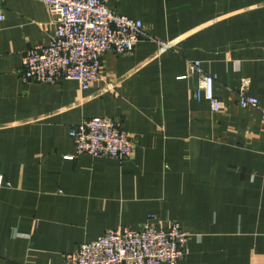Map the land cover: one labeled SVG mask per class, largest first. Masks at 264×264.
<instances>
[{
    "label": "crops",
    "instance_id": "obj_1",
    "mask_svg": "<svg viewBox=\"0 0 264 264\" xmlns=\"http://www.w3.org/2000/svg\"><path fill=\"white\" fill-rule=\"evenodd\" d=\"M156 40L108 51L89 89L27 80L28 49L56 29L45 3L6 0L0 22V264H64L119 227L178 221L179 264H264V0H108ZM216 75L221 109L194 97L189 62ZM110 116L133 156L76 155L70 130ZM167 264V263H162Z\"/></svg>",
    "mask_w": 264,
    "mask_h": 264
},
{
    "label": "built area",
    "instance_id": "obj_2",
    "mask_svg": "<svg viewBox=\"0 0 264 264\" xmlns=\"http://www.w3.org/2000/svg\"><path fill=\"white\" fill-rule=\"evenodd\" d=\"M47 5L56 29L47 44L28 49L21 73L27 80L57 83L76 80L89 89L100 79L102 56L108 51L131 54L139 42L156 40L141 19L114 11L108 0H37ZM6 0H0V22L5 19ZM189 77H198L194 97L207 101L213 111L221 109L215 94L216 75L206 72L200 60L189 62ZM249 80L239 91L242 107L257 108L264 118V100L246 93ZM76 155H107L122 161L133 156L134 142L120 123L110 116L84 119L70 130ZM189 233L178 221L156 229L148 222L140 229L119 227L82 244L67 254L64 264H179L188 253Z\"/></svg>",
    "mask_w": 264,
    "mask_h": 264
}]
</instances>
